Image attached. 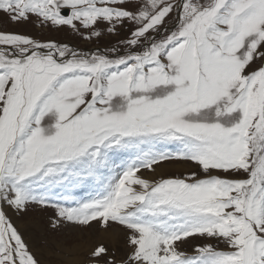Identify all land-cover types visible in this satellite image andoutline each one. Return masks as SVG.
Listing matches in <instances>:
<instances>
[{
	"label": "snow or ice",
	"instance_id": "snow-or-ice-1",
	"mask_svg": "<svg viewBox=\"0 0 264 264\" xmlns=\"http://www.w3.org/2000/svg\"><path fill=\"white\" fill-rule=\"evenodd\" d=\"M0 14V264L95 224L83 264H264V0Z\"/></svg>",
	"mask_w": 264,
	"mask_h": 264
},
{
	"label": "rangeland",
	"instance_id": "rangeland-1",
	"mask_svg": "<svg viewBox=\"0 0 264 264\" xmlns=\"http://www.w3.org/2000/svg\"><path fill=\"white\" fill-rule=\"evenodd\" d=\"M0 25L5 28L23 31L25 30L24 26L11 25L4 21L2 14H0ZM47 38V37H45ZM52 38L70 41L73 38L66 34H52ZM81 46H90L84 45ZM165 172L170 173L169 171H175L170 174H180L184 172V168L172 167ZM33 215H38L37 213H33ZM44 215L50 216L51 210H49ZM18 223H21L18 221ZM24 229L26 231H32L33 224L32 223H23ZM26 226H29V230L26 229ZM105 232L102 228H100L99 224H95L92 229H75L71 231L65 232L62 236H59L56 241H54L51 245L52 250H45V256L49 260H54L56 264H83L85 259V253L87 250L99 241H104L110 244H116L120 239L115 238V242H111L108 240L101 239V232ZM100 236V237H99ZM101 239V240H100ZM88 244V245H87ZM65 246V247H64ZM76 246V248H75ZM79 252H78V251ZM76 253V254H75ZM83 257V258H82Z\"/></svg>",
	"mask_w": 264,
	"mask_h": 264
},
{
	"label": "bare ground",
	"instance_id": "bare-ground-1",
	"mask_svg": "<svg viewBox=\"0 0 264 264\" xmlns=\"http://www.w3.org/2000/svg\"><path fill=\"white\" fill-rule=\"evenodd\" d=\"M175 167H178V168H182V167H180V166H175ZM162 171H167V170H162ZM185 171V170H184ZM170 173H173V172H175V171H169ZM22 226H24V225H22ZM29 226H26V229L27 230H29V228H28ZM100 237V236H99ZM115 238H118V239H120V236H119V234L118 233H116V232H101V239H104V240H108V241H111V242H115ZM100 239V240H101ZM88 245V244H87ZM114 245V244H113ZM65 247V246H64ZM75 248H76V246H75ZM78 251V250H77ZM79 252V251H78ZM76 254V253H75ZM83 258V257H82Z\"/></svg>",
	"mask_w": 264,
	"mask_h": 264
}]
</instances>
